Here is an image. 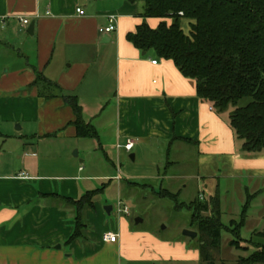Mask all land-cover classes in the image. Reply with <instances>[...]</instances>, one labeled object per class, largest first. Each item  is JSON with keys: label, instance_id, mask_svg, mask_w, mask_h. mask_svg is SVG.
Returning a JSON list of instances; mask_svg holds the SVG:
<instances>
[{"label": "crops", "instance_id": "crops-1", "mask_svg": "<svg viewBox=\"0 0 264 264\" xmlns=\"http://www.w3.org/2000/svg\"><path fill=\"white\" fill-rule=\"evenodd\" d=\"M144 11L143 4L128 0H0V264H200L198 247L133 230L131 207L120 198L110 206V215L119 205L129 213H117L116 225L106 219L108 204L95 199L94 208L84 212L87 238L69 243L75 211L59 197L79 200L99 190L93 188L94 181L104 182V195L114 180L82 175L77 163H71L72 175L48 174L47 144L54 150L47 154H65L66 144L73 143L71 152H99L107 162L115 150L122 158L125 151L117 147L128 139L136 143L132 153L125 152L133 162L171 155L176 145L181 153L195 148L198 173L193 176L159 171L128 178L159 181L161 192L179 196L188 190L187 180L196 179L205 190L198 199L210 203L218 195L221 214L230 194L223 178L244 182L238 189L241 201L242 193H264V155L242 152L229 114H219L200 100L196 82L172 61L153 51L141 52L127 40L144 22L158 26L159 20L144 18ZM109 15L118 17L117 31L102 35L99 29L108 26ZM38 76L78 98L83 121L95 129L97 139L77 138L72 108L59 91L35 84ZM46 93L56 96L46 99ZM109 127L115 130L114 139L103 142ZM178 179L180 188L175 190ZM115 181H121L119 193L124 178ZM110 232L119 235L116 243L104 242Z\"/></svg>", "mask_w": 264, "mask_h": 264}, {"label": "trees", "instance_id": "trees-1", "mask_svg": "<svg viewBox=\"0 0 264 264\" xmlns=\"http://www.w3.org/2000/svg\"><path fill=\"white\" fill-rule=\"evenodd\" d=\"M144 5V18L159 20L156 28L141 24L127 40L139 51H153L172 61L181 74L194 80L197 96L219 114L229 113V125L241 150L247 155H264V0H128ZM183 14V15H181ZM184 24L188 25L189 33ZM45 83L59 91L74 114L72 125L77 138H98L95 129L82 118L78 98L65 94L61 88L42 76L35 84ZM53 91V92H54ZM52 92V93H53ZM46 93L45 98L55 97ZM104 189L85 193L79 200L60 198L75 211V229L69 243L85 240L88 230L84 212L94 208L96 197ZM161 198L178 202V194L163 191ZM253 196L248 195L239 222L226 226L221 221L219 196L210 203L196 200L191 226L198 229L200 264H215L213 254L221 246L223 232L232 234L233 248L255 252L235 264H264V233H254L248 242L241 239ZM203 217V213H208ZM236 227V229H231Z\"/></svg>", "mask_w": 264, "mask_h": 264}, {"label": "rangeland", "instance_id": "rangeland-1", "mask_svg": "<svg viewBox=\"0 0 264 264\" xmlns=\"http://www.w3.org/2000/svg\"><path fill=\"white\" fill-rule=\"evenodd\" d=\"M184 28L185 31L189 33L190 29L188 25L184 24ZM105 131L106 133L102 137L103 142H112L114 139V128L109 127L108 129L106 128ZM86 142L90 143L88 141ZM66 145H68L66 153L59 155L57 153L47 154L54 151L53 149H50L49 144H47L48 149L45 150L44 156L46 154L45 161L47 163L48 174L52 176L72 175L74 169H70V166L72 165L71 163H77L79 167L84 169L82 175L89 177L110 176V179H113L114 181L111 183L108 181L106 182V184L109 183V185H106L104 195L96 197L98 202L103 203L105 206L108 204V207H114L118 204V198H120L131 207L132 219H139L142 221V223L139 224H136L134 221L131 226L133 230L155 234L159 239L166 242L187 243L188 246L192 245L196 249L197 247L199 248L198 238L192 240L184 236L185 231H193L199 234L198 229L191 226L193 211L189 208L190 205L198 199L199 192L203 191L202 187L200 189L197 180H187L186 183L189 186L188 190L183 191L181 196L177 199L178 202H175L171 199L161 198L159 196L161 193V182L160 184L159 181L156 180L137 182V179H132L131 177L128 178L129 175H127L135 174V176H138L141 174L156 176L160 171L164 175L175 174L178 176H193L198 173V158L195 148L190 147L188 148V152L181 153L178 152L180 145H176L171 155L160 154L158 158L155 156L152 157L151 159L153 161L148 158L147 162L149 163L141 162L140 160L133 162L130 159V155L125 152H122V158L121 153L118 158L115 150L114 154H112V158L110 157L114 164L113 166L112 163H110L111 161H105L103 155L99 152L83 150V152L79 154L77 150H74L73 152L70 151L69 147H71L73 143H68ZM165 147L166 146H163L161 149L163 150ZM76 152L77 156H75ZM83 160L84 163L81 164V161ZM151 162L158 163V167L153 166V163ZM63 167H67V171L66 169L63 170ZM104 167H106V170ZM220 169L224 172L222 166H220ZM113 177H115V179L116 177L124 178V182L122 183L124 186L123 189H121V192H119L120 194L118 191H120L119 187L121 185L119 186V184H121V181H115ZM136 182L138 185H136ZM103 183L104 182L102 181H94V185L92 186H95L93 188L103 189ZM162 184L164 187H168L167 182H162ZM180 184L181 181L179 179L174 181V189L177 190L180 188ZM242 184H244L242 180H227L226 178H223V188L228 186L230 193L227 195V206L226 208H222L221 216V221L226 226L230 225L231 220L239 222L241 219L243 208L247 203L246 197L249 195L242 193V195L245 196V200L241 201L238 189ZM260 189L264 190V185H262ZM203 192H205V190ZM250 195H252V192ZM117 213L118 208L115 207L112 215L107 214L108 216H106V219L109 220L111 226H114L117 223ZM208 215L209 212L208 214H202L203 217H208ZM248 216L250 218L252 217V220H250L241 231V239L245 242L254 238V232L264 233V193L252 199ZM231 229H236V227ZM234 240L235 237L232 234L227 232L222 233L220 249L213 254L215 264H235L240 258H247L255 252V249L249 247L247 243L241 244V247L250 248L249 251L233 248L230 243Z\"/></svg>", "mask_w": 264, "mask_h": 264}, {"label": "built area", "instance_id": "built-area-1", "mask_svg": "<svg viewBox=\"0 0 264 264\" xmlns=\"http://www.w3.org/2000/svg\"><path fill=\"white\" fill-rule=\"evenodd\" d=\"M78 14H81V10L78 9ZM183 15V14H181ZM21 23L23 25H28L29 21L27 20H21ZM118 28V17L116 15H109L108 16V26L106 28H101L99 29V33L102 35H109L112 33H115L117 31ZM153 64H157V62H153ZM135 141L132 139H128L126 141V143L124 145H118V150L123 149L125 152H127L128 154L132 153L133 149L135 148ZM26 178H28V176H26ZM118 179V178H117ZM201 200H203L201 198ZM118 213H124V214H128L129 213V209L127 207L121 208L119 205V209H118ZM119 239V235L116 233H106L103 237V240L105 243H116Z\"/></svg>", "mask_w": 264, "mask_h": 264}, {"label": "water", "instance_id": "water-1", "mask_svg": "<svg viewBox=\"0 0 264 264\" xmlns=\"http://www.w3.org/2000/svg\"><path fill=\"white\" fill-rule=\"evenodd\" d=\"M34 27H35V23H32L31 26L29 27V32L32 34L33 31H34ZM75 156H77V152L75 153ZM132 159H133V156H132ZM107 213L110 215L111 214V211H112V208L109 207L106 209ZM136 224H139V223H142L141 220L137 219L135 221ZM184 236L189 238V239H192V240H195L198 238V233L196 232H193V231H185L184 232Z\"/></svg>", "mask_w": 264, "mask_h": 264}]
</instances>
